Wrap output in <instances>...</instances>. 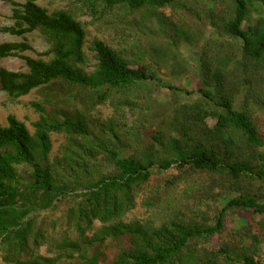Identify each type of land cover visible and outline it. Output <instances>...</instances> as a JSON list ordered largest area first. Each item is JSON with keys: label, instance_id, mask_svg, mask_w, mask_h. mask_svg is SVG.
<instances>
[{"label": "trees", "instance_id": "obj_1", "mask_svg": "<svg viewBox=\"0 0 264 264\" xmlns=\"http://www.w3.org/2000/svg\"><path fill=\"white\" fill-rule=\"evenodd\" d=\"M3 1L13 25L2 31L39 32L49 49L33 58L27 42L0 44V61L26 66L0 68V91L48 103H31L34 133L13 115L0 124L2 261L264 264V0H71L139 32L129 49L95 40L91 72L74 9ZM182 46L199 48L198 87L170 86L161 105V69L189 70ZM102 106L113 114L96 116ZM139 206L150 216L130 218Z\"/></svg>", "mask_w": 264, "mask_h": 264}, {"label": "rangeland", "instance_id": "obj_2", "mask_svg": "<svg viewBox=\"0 0 264 264\" xmlns=\"http://www.w3.org/2000/svg\"><path fill=\"white\" fill-rule=\"evenodd\" d=\"M19 3H23L25 0H13ZM40 5L48 8L50 11H54L57 9H74L77 13L79 19L84 23L87 31V53H88V65L87 70L89 72L94 71L97 65V60L95 58V53L92 50L93 42L95 40L104 41L110 46L114 47H125L130 48L133 39L130 35H135L139 33L136 32H118L114 31L113 28H110V24L108 18L103 20L95 19L92 13L83 8L81 5H74V2L71 0H43L40 2ZM13 25L12 21V5L7 2L0 0V44L3 43H19V42H27L28 45L32 47V51H28L25 53L27 56H31L33 58H45L43 54L48 51L49 45L47 44L45 38L39 33L34 32L32 34L26 35L25 38L13 36L9 33L2 31L5 27H10ZM121 27L125 28L126 26L121 25ZM162 41V39H159ZM199 53V48H189L187 46H182L180 49V54L182 57L181 60H185L188 65V71L182 72V70L178 68H174L172 65H165L161 69L160 79L162 80V84L159 86L154 85L156 90L155 99L159 101L161 105L171 104L173 99H175L174 92L169 89L170 86L176 88H187L189 90L196 89L198 87V80L196 79L194 72L192 69L195 68L197 54ZM0 68H6L10 71H25L26 66L22 59L18 57H9L0 61ZM181 96V93H178ZM182 101L188 100L187 97L181 96ZM192 100H197L198 95L194 94L191 97ZM32 102L42 103L45 106H48L46 102V98H44L41 93L37 91L31 92L29 95L21 97L19 99L9 98L8 95L4 92L0 91V124L3 126H7V119L10 115L15 116L20 121L24 122L28 129L34 133L33 124L38 120L39 114L34 106H32ZM126 115V120L130 123L134 116L130 112H124ZM113 114V110L109 106H102L98 108V111L95 112V115L103 116L105 118L110 117ZM214 122L210 120V124ZM53 141V153L57 151L59 142H62L63 139L57 135H52ZM61 215V212L50 211L44 213L43 219L51 223V221L57 220ZM150 215L146 212L144 208L140 206L132 212L129 216L138 217V218H147ZM53 225V223H51ZM115 250L109 251V257L112 259ZM264 252V248H263ZM42 253L47 254L46 248L42 249ZM0 264H5L1 259L0 252Z\"/></svg>", "mask_w": 264, "mask_h": 264}]
</instances>
